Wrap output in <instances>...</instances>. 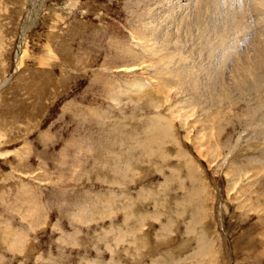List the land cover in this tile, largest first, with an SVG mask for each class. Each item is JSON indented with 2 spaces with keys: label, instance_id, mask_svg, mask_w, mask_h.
Instances as JSON below:
<instances>
[{
  "label": "rangeland",
  "instance_id": "obj_1",
  "mask_svg": "<svg viewBox=\"0 0 264 264\" xmlns=\"http://www.w3.org/2000/svg\"><path fill=\"white\" fill-rule=\"evenodd\" d=\"M137 1L0 0V264H264V82L231 74L244 0H165L173 17L205 11L207 51L182 26L144 29L152 2ZM144 30L158 54L186 41L179 62L135 44Z\"/></svg>",
  "mask_w": 264,
  "mask_h": 264
},
{
  "label": "bare ground",
  "instance_id": "obj_2",
  "mask_svg": "<svg viewBox=\"0 0 264 264\" xmlns=\"http://www.w3.org/2000/svg\"><path fill=\"white\" fill-rule=\"evenodd\" d=\"M146 1V2H145ZM149 1H151L150 3L152 4V5H149V8L146 10V12H147V14H149V16L150 15H152L156 20H155V22H151L150 21V23L148 24V23H144V29H147V27H148V25L150 26V30H151V32H154V30H153V25L155 24L156 25V28H157V30L158 29H162L163 31H166L167 29H168V25H173V24H176L175 26H176V28H175V31L178 29V27L177 26H179L180 28L178 29V30H180L181 29V26L184 28V31H183V28H182V30L181 31H183V32H181V33H184V35L187 37V42L190 40H192L191 38L195 35L196 36V34H195V32L199 29V27H200V25L202 24V22L204 21V15H202V13L204 14V12H202L201 10H203L202 8H200L201 10H200V12H197L195 15H193L192 17L190 16V15H187L186 13L183 15L182 13H177L176 14V16L175 17H173V14L175 13V12H172L173 14L172 15H170V10L168 9V8H170V7H168L167 8V4L165 3L166 1L165 0H163V2L161 1V3L159 2V0H138L137 2H134V3H136V4H134V3H130V6L131 7H137L139 4H144V6L142 5V7H146V4H147V2H149ZM199 1V0H198ZM210 2L212 1V0H209ZM131 2H133V1H131ZM244 7H243V9H242V13L241 14H238L237 13V10H232L231 12L232 13H234L232 16H230V18L231 19H233V20H235V21H232V20H229V25H230V21H232V22H237L236 23V25L235 24H233L234 26V28H235V30H237V28H238V25H240V24H242L243 25V30H242V33H241V40L244 42V44H246V47L248 48V51H244L245 53H243L242 55H240V54H238L237 56H241L240 58H237L238 60H233V61H235V63H236V69H233V70H231V74L233 75V79H235V80H238V77H241L244 81H247V83L246 84H250V83H252V84H254L255 83V81L259 78V79H261L263 82H264V0H244ZM157 5V7L156 8H153V7H155ZM172 5H173V3H172ZM176 5V4H175ZM200 5V4H199ZM197 6V5H196ZM191 7V6H190ZM197 7H199V6H197ZM207 7V6H206ZM215 7H217V5L215 6ZM174 9H175V7H173ZM212 8V7H211ZM211 8H210V10H211ZM146 9V8H145ZM159 9V12L157 11ZM177 9V8H176ZM196 9V8H195ZM212 9H214V8H212ZM141 10V9H140ZM144 10V9H143ZM169 10V12H167ZM185 10V9H184ZM34 11V10H33ZM179 11V10H178ZM182 11V10H181ZM188 11V10H187ZM196 11H198V10H196ZM195 11V12H196ZM213 11V10H212ZM212 11H210L211 12V15L212 14H214ZM222 11V10H221ZM141 12V11H140ZM143 12V11H142ZM142 12H141V15H142ZM144 13V12H143ZM166 13H167V15H168V17H165V16H167L166 15ZM192 13V12H191ZM201 13V14H200ZM216 13V12H215ZM147 14H145V15H147ZM219 15V14H218ZM217 15V16H218ZM228 15V14H227ZM148 16V17H149ZM171 16V17H170ZM186 16H190V19H188L187 20V17ZM147 17V16H146ZM214 17H215V15H214ZM214 17H210V19L211 20H213V18ZM229 17V16H228ZM143 18H145V17H143ZM171 18V19H170ZM147 19V18H146ZM149 19H150V17H149ZM214 19H218V18H214ZM148 20V19H147ZM151 20V19H150ZM152 20H154L153 18H152ZM209 20V19H208ZM211 20H209V22L211 21ZM145 21V20H144ZM215 21V20H214ZM218 21H219V19H218ZM205 22V21H204ZM139 23V22H138ZM152 23H154V24H152ZM164 23V25H162ZM207 23V22H206ZM212 23V22H211ZM215 23V22H214ZM213 23V24H214ZM217 23V22H216ZM208 24V23H207ZM210 24V23H209ZM213 24L211 25V26H213ZM225 24H226V22H225ZM140 25V24H139ZM205 25V24H204ZM216 26H217V24H215ZM214 25V26H215ZM174 26V25H173ZM172 26V28H174ZM214 26H213V29L211 30H209L208 32L210 33V31H213L214 32V29H215V31L217 32V29L219 30V29H221L220 27H217V28H214ZM232 26V25H231ZM164 28V29H163ZM204 28V27H203ZM202 28V29H203ZM226 28V27H225ZM232 28V27H231ZM233 28V29H234ZM253 28H255L256 29V33H255V37H253V41H251L250 43H249V40H250V35H249V33L251 32V30L253 29ZM154 29H155V27H154ZM193 29H196V30H193ZM205 29V28H204ZM156 31V30H155ZM222 31V30H221ZM166 32H168V31H166ZM198 33H199V30L197 31ZM201 32V31H200ZM203 32H204V30H202V35H203ZM212 32V33H213ZM224 33H225V30L223 31ZM228 32H229V28H228ZM218 33H220V32H218ZM218 33L216 34V35H218ZM223 33V34H224ZM163 34V33H162ZM165 35H166V37H168L169 38V36L171 37V33H168V34H166V33H164ZM176 34H178V31H177V33ZM180 34V33H179ZM221 34V33H220ZM219 34V35H220ZM168 35V36H167ZM173 36L175 35V32H174V34H172ZM183 35V36H184ZM207 35V34H206ZM212 35V34H211ZM210 35V36H211ZM218 35V36H219ZM149 36V33L148 32H146V30H144V32L142 33V31L141 32H139V33H136V34H132V37H133V39H134V41H135V44H138L139 46H141V45H145L146 46V48L148 49V51H149V55H153L152 57H155L157 60H159L160 58L163 60L164 58H166V60L167 61H169L170 63H173V61H174V63H175V61L176 60H172V56L173 57H175L174 59H176L177 57H178V55H179V53H180V51H179V49H181V47H182V45L181 46H177V43H176V46L172 43V46L170 45V42H169V40L168 41H166V40H162V43H163V41H166V42H164V43H167V42H169V45L171 46V47H175V49H174V47L172 48V50H170L169 51V49L168 50H164L165 48L163 47V49H162V51L163 52H165L166 51V53L164 54L163 52H160V54H158V49L156 50H152V48H153V44L155 43H157L158 44V41L159 40H161V37H160V35H155V37H151V38H149L148 37ZM164 36V35H163ZM177 36V35H176ZM176 36H174V38H172L171 40H173V39H175L176 38ZM209 36V37H210ZM213 36H214V34L212 35V37L211 38H213ZM248 36H249V38H248ZM159 37H160V39H159ZM179 39H180V37L181 38H183L181 35L180 36H177ZM208 37V38H209ZM216 37V36H215ZM185 38V37H184ZM189 38V39H188ZM195 38V37H194ZM196 38H197V36H196ZM195 38V40H197V39H199V37L196 39ZM202 38V37H201ZM201 38L199 39V43H198V45L200 44H202L201 42H200V40H201ZM205 39H202L205 43H206V41H207V36L206 37H204ZM211 38H209L208 39V44H209V40H211L212 41V39ZM224 38V37H223ZM223 38H220V39H223ZM194 40V41H195ZM225 39H223V41H224ZM150 41L151 42H153V44H150ZM211 41H210V43H211ZM160 42V41H159ZM179 43V42H178ZM183 43H186V41L184 42L183 41ZM182 43V44H183ZM192 43H196V45H197V42L195 41V42H189V44H192ZM154 44V47L156 46ZM168 44V43H167ZM163 45V44H162ZM184 45V44H183ZM198 45H197V47H198ZM199 45V46H200ZM202 45H204V44H202ZM206 45H207V43H206ZM206 45H204V48H205V51H207L206 49L209 47V49L211 50L213 47V49L214 50H216V46H215V44H214V46L212 47L211 45H213V44H209L207 47H206ZM150 46H152V48H150L149 49V47ZM160 46H161V44H160ZM167 46V45H166ZM170 46H169V48H170ZM188 46H190V45H188ZM221 46H222V44H221ZM220 46V47H221ZM168 47V46H167ZM180 47V48H179ZM201 47H203V46H201ZM219 47V46H218ZM162 48V47H161ZM189 48V47H188ZM188 48H187V50H188ZM191 48V47H190ZM196 48V47H195ZM144 49V48H143ZM198 49H200L201 50V48L200 47H198ZM198 49H196L197 50V52H199L198 51ZM175 50V52L178 54H175V52H172L171 53V51H174ZM179 51V53H178V51ZM184 50V49H183ZM190 50V49H189ZM195 50V51H196ZM209 50V51H210ZM247 50V49H246ZM144 51V50H143ZM167 51H169L168 53L169 54H167ZM185 51V50H184ZM183 51V52H184ZM192 51V50H191ZM203 52H204V50H202ZM209 51L207 52L208 54H209ZM213 51V50H212ZM212 51H210L211 53H212ZM231 51H232V57L233 58H235L236 57V54H237V51L235 50V49H233V47H232V49H231ZM139 52V51H138ZM215 52V51H214ZM136 53V52H135ZM191 56V54H192V52H190L189 53V51L188 52H186V54L185 53H183V54H185V56L186 55H188V54ZM145 54V53H144ZM147 54V53H146ZM161 54H164V55H162L161 56ZM193 54H194V52H193ZM202 54V52L201 53H198L197 55H201ZM18 55V54H17ZM139 55V54H138ZM176 55V56H175ZM210 55V54H209ZM140 56V55H139ZM160 56V57H159ZM193 56H195V55H193ZM206 56L207 57H209L207 54H206ZM133 57H134V55H133ZM150 57V56H149ZM151 57V59H153ZM184 57V56H183ZM196 57V56H195ZM154 58V59H155ZM186 58H188L187 56H186ZM211 56L208 58L209 59V62H210V60L213 58H211ZM215 59H216V57H214ZM150 59V60H151ZM189 59H191V58H189ZM189 59H188V61H189ZM193 59H194V57H193ZM193 59H191V60H193ZM205 59H206V57H205ZM165 60V59H164ZM171 60H172V62H171ZM213 61H214V59H212ZM217 60V59H216ZM147 61H149V59L147 60ZM186 62H187V60H185ZM225 61H226V59H225ZM225 61H223V62H225ZM166 62V61H165ZM168 62V63H169ZM176 62H179V61H176ZM192 62V61H191ZM191 62H189V64L191 63ZM194 62H195V60H194ZM159 63V62H158ZM157 63V64H158ZM188 63V62H187ZM154 64V63H153ZM186 64V63H185ZM192 64L193 63H191V66L190 67H194L195 68V66L193 65L192 66ZM195 64V63H194ZM159 65V64H158ZM157 66V65H156ZM164 66H167V65H164ZM179 66H181V64L180 65H178L177 67H179ZM183 66V65H182ZM181 66V69L183 68ZM211 66V65H210ZM212 66L214 67V64H212ZM176 67V68H177ZM185 67V66H184ZM140 68V67H139ZM167 68H168V66H167ZM166 68V69H167ZM172 68V70H173V67H171ZM175 68V67H174ZM193 68V69H194ZM215 68V67H214ZM186 69H187V71H188V69L190 70V68H187L186 67ZM126 70V69H125ZM159 70V69H158ZM162 70V69H161ZM161 70H160V72H161ZM168 70H169V68H168ZM172 70L170 69L169 71H171L172 72ZM180 69H175V71H173V75H175L174 77H178V79H179V77H181L179 80L182 82L183 81V79L184 78H186L187 77V75H188V73H189V71H188V73H186L185 74V68L184 69H182V70H180ZM184 70V71H183ZM210 70H211V68H210ZM217 70V69H216ZM178 71V72H177ZM190 71H192V70H190ZM198 71V70H197ZM209 71V70H208ZM221 71V70H220ZM131 72V71H130ZM133 72V71H132ZM157 72V71H156ZM166 72H167V70H166ZM165 72V73H166ZM194 72H195V70H194ZM193 72V73H194ZM211 72H214V70L212 71H209V73H208V78L209 79H217V78H215V77H213V75L211 74ZM222 72V71H221ZM184 73V74H183ZM192 73V72H191ZM132 74V73H131ZM169 74H170V72H169ZM168 73H167V75H169ZM194 74H196V73H194ZM207 74V73H206ZM172 75V76H173ZM183 75H185V76H183ZM196 75H198V73L196 74ZM202 75V74H201ZM201 75H199V76H201ZM221 75V74H220ZM193 76H195V75H189L186 79V83L189 85V81H188V78L190 77V79L193 77ZM205 76V75H204ZM216 77H218V75H217V73H216V75H215ZM174 77H173V79H174ZM151 79V78H150ZM150 79H148L149 81H150ZM154 79V78H153ZM172 79V80H173ZM176 79V78H175ZM174 79V80H175ZM177 80V79H176ZM175 80V82H179V81H176ZM185 80V79H184ZM192 80V79H191ZM252 80V81H251ZM193 81V80H192ZM206 81V80H205ZM194 82V81H193ZM183 83V82H182ZM192 83V82H191ZM195 83V82H194ZM204 83V82H203ZM133 84V83H132ZM179 84V83H178ZM161 85V84H160ZM180 85V84H179ZM204 86L208 89V88H210V87H212L213 85L212 84H209L208 83V81H207V83H205L204 84ZM191 87V86H190ZM203 87V86H202ZM188 88H189V86H188ZM204 88V87H203ZM162 90V89H161ZM164 90H165V87H164ZM202 90H204V89H202ZM202 94V93H201ZM206 95L205 96H208L207 95V93H205ZM244 95L245 96H248V98L249 99H251V102H250V105L251 106H253V102H254V97L251 95V94H249L246 90H245V92H244ZM219 97H223V102H225V105H226V110H229L228 108H229V106H230V99L231 100H233V98H235V97H232L229 93H223V95H218ZM209 97H206V99H208ZM238 98L236 97L235 98V100L234 101H236ZM209 100V99H208ZM201 103V102H200ZM209 103H210V107L212 106V97L210 98V100H209ZM221 104H222V102H218V104H217V108H219L220 109V111L217 109V114H216V119L217 120H215V121H218V124L223 120V118H224V120H225V122H223V124H225V125H230V118L228 119L227 118V116H223V114L225 115V113L223 112L222 113V111H223V109L225 108V106L222 104V106H221ZM229 104V105H228ZM207 105V106H208ZM234 106H235V104H234ZM188 107V106H187ZM194 108V107H193ZM210 110V109H209ZM206 111V110H205ZM230 111V110H229ZM228 111V112H229ZM211 114H212V112H209L208 113V116L211 118V119H213L214 120V118H213V116H211ZM222 114V115H221ZM233 117H236V116H233ZM206 119V118H205ZM209 119V118H208ZM208 119H207V121H208ZM239 120H241V119H239ZM211 122V121H210ZM261 123V125H262V131L260 132V134H259V136H257V135H255L254 136V138H252V140L254 141V142H257L259 139H261L262 140V145H263V147L261 148V149H259L258 150V152L259 153H261L262 152V155H261V157H260V159H259V161H264V116H263V120L260 122ZM215 124H216V122H215ZM217 124V125H218ZM221 124V123H220ZM164 128V127H163ZM218 129V128H217ZM217 131V130H216ZM165 133L163 132L162 133V135H161V137L162 138H164L166 135H164ZM216 134V133H215ZM220 137V136H219ZM256 140V141H255ZM251 143H254V142H252V141H250ZM231 149V148H230ZM250 164V163H249ZM249 164H248V166H249ZM244 174H246V173H244ZM244 176H246V175H244ZM232 183H233V180H232ZM261 187H263L260 191V196H259V198L261 199V200H263L264 201V185H262Z\"/></svg>",
  "mask_w": 264,
  "mask_h": 264
}]
</instances>
